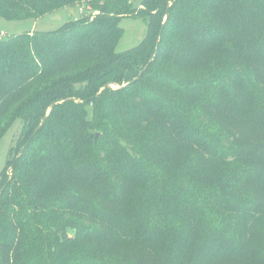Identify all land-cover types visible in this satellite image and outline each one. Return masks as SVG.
Listing matches in <instances>:
<instances>
[{
  "label": "trees",
  "instance_id": "1",
  "mask_svg": "<svg viewBox=\"0 0 264 264\" xmlns=\"http://www.w3.org/2000/svg\"><path fill=\"white\" fill-rule=\"evenodd\" d=\"M77 4L100 13L0 38V141L29 136L0 175V264H264V0H0V19ZM126 16L148 33L118 52Z\"/></svg>",
  "mask_w": 264,
  "mask_h": 264
},
{
  "label": "rangeland",
  "instance_id": "2",
  "mask_svg": "<svg viewBox=\"0 0 264 264\" xmlns=\"http://www.w3.org/2000/svg\"><path fill=\"white\" fill-rule=\"evenodd\" d=\"M143 1L144 0H134V6L138 9L141 8ZM85 12L87 16H97L100 13L98 11H93L86 4H77L51 12L38 20L8 21L0 19V38L6 39L30 32L53 33L61 30L66 24L80 19ZM120 26L123 29V37L118 44V52H125L137 47L148 33L147 22L138 16L124 17L120 22ZM112 88L117 89V85H113ZM89 111H91V108H89ZM23 127V120H16L0 141V175L6 168L9 156H13V159L18 157L23 151V147L29 137L23 134ZM98 136L99 134L96 135V138H98ZM16 143H18L19 146L15 151L10 153L12 147L15 146ZM8 170L10 177H12L14 175V169L9 166Z\"/></svg>",
  "mask_w": 264,
  "mask_h": 264
},
{
  "label": "water",
  "instance_id": "3",
  "mask_svg": "<svg viewBox=\"0 0 264 264\" xmlns=\"http://www.w3.org/2000/svg\"><path fill=\"white\" fill-rule=\"evenodd\" d=\"M38 130H39V128L36 130V133H37Z\"/></svg>",
  "mask_w": 264,
  "mask_h": 264
},
{
  "label": "built area",
  "instance_id": "4",
  "mask_svg": "<svg viewBox=\"0 0 264 264\" xmlns=\"http://www.w3.org/2000/svg\"><path fill=\"white\" fill-rule=\"evenodd\" d=\"M82 12H83V10H82Z\"/></svg>",
  "mask_w": 264,
  "mask_h": 264
}]
</instances>
